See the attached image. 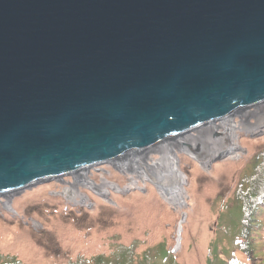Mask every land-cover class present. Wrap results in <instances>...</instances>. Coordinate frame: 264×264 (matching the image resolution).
Masks as SVG:
<instances>
[{
	"label": "water",
	"instance_id": "water-1",
	"mask_svg": "<svg viewBox=\"0 0 264 264\" xmlns=\"http://www.w3.org/2000/svg\"><path fill=\"white\" fill-rule=\"evenodd\" d=\"M263 102L264 0H0V196Z\"/></svg>",
	"mask_w": 264,
	"mask_h": 264
},
{
	"label": "rangeland",
	"instance_id": "rangeland-1",
	"mask_svg": "<svg viewBox=\"0 0 264 264\" xmlns=\"http://www.w3.org/2000/svg\"><path fill=\"white\" fill-rule=\"evenodd\" d=\"M257 114H264V102L215 120L217 131H223L221 123L234 127L230 140L236 146L226 153L196 161L179 149L181 197H163L142 177L131 185L130 177L138 175L133 167L113 162L89 166L77 185L81 203L60 193L74 183L71 173L0 196V264H234L235 257L261 263L264 207L254 212L256 224L246 237L256 259L237 252L235 243L242 218L235 192L240 183L247 187L254 157L264 149V127L246 132L240 122L255 123ZM183 136L195 148L201 141L221 142L208 124L174 139ZM174 139L144 150L151 160L157 156L153 150L172 146ZM92 183L104 184L103 196L90 188Z\"/></svg>",
	"mask_w": 264,
	"mask_h": 264
},
{
	"label": "bare ground",
	"instance_id": "bare-ground-1",
	"mask_svg": "<svg viewBox=\"0 0 264 264\" xmlns=\"http://www.w3.org/2000/svg\"><path fill=\"white\" fill-rule=\"evenodd\" d=\"M244 110H236V111H230L225 113L221 118L225 119L227 118L226 116H232L233 114L240 113ZM221 118L217 120H222ZM255 123H251L249 121H241L240 126L243 131L246 132H251L254 133L260 128L264 127V114H257L255 116ZM215 120L208 122L211 130V135L214 137H220L221 142H215V143H207L205 141L200 142L199 148H195L191 144V140L186 138L185 136L180 137L178 139H174L176 137L168 139L169 141L174 139L172 146L167 145L166 147L162 146V148H157L153 150L157 156L153 157V159L150 160L148 157L149 152H147L144 149H138L135 151H131L128 153H124L121 155H118L117 157L113 158L110 162H113L116 167H124L126 165H131L133 167V171L136 172L138 175L136 178L130 177L131 181L130 184L134 185V183L137 182V179L139 178H144L147 180L150 185H152L160 195L166 198H174V197H181L182 193L180 192L181 185H182V173L178 170L176 166V158L178 155V152L180 150H183L182 153L187 154L189 157L193 158L194 160H199L203 161L204 159H208V157L211 156H218L221 155L222 153H226L232 149L235 148V144L230 140L232 132L234 130V127L231 126V124L228 123H221V128L223 131H217L216 126H215ZM205 125V124H204ZM204 125H200L204 126ZM198 128V127H197ZM167 141V140H165ZM164 141H160L156 143L155 145L151 146H158L163 144ZM149 147V148H151ZM180 149V150H179ZM144 150V151H143ZM148 150V149H147ZM146 151V152H145ZM185 151V152H184ZM190 153V154H189ZM124 157V158H121ZM123 167V168H124ZM88 167H83L80 168L76 171L71 172V174L74 176V183L71 186H64L62 187L61 194H63L66 198L76 202V203H81L84 201V196L78 191L77 185L84 182L85 180L82 179L83 176L85 177L87 172L86 171ZM83 170V171H82ZM132 170V168H131ZM132 171V172H133ZM77 173H81L79 178L77 176ZM70 174V173H69ZM135 176V175H134ZM106 184L108 181L104 179ZM139 183V182H138ZM112 186H115L114 184H110ZM91 189L95 190L98 192V195L103 196L102 194L99 193H104L105 192V187L104 184L97 185V183H92L89 185ZM87 186V189H90ZM90 189V190H91ZM129 189V188H128ZM134 189V186L133 188ZM92 190V191H93ZM94 191V192H95ZM76 197H79L80 200H77ZM5 205L11 207V201L10 200H5ZM181 232V229H178V233ZM179 237L176 240V249L180 246V235L178 234Z\"/></svg>",
	"mask_w": 264,
	"mask_h": 264
},
{
	"label": "trees",
	"instance_id": "trees-1",
	"mask_svg": "<svg viewBox=\"0 0 264 264\" xmlns=\"http://www.w3.org/2000/svg\"><path fill=\"white\" fill-rule=\"evenodd\" d=\"M254 158L253 171L247 181V187L242 188L240 183L235 192V195H237L240 201L242 210V218H240L241 222L239 224V227H241L239 233L240 237L235 239L237 246L236 251L247 255L248 258L252 257L253 260L256 259V253L252 251V244L246 237H248L251 232L250 227L253 226L252 222L256 224L254 212L264 207V149H261ZM258 256L261 257L260 254H258L257 257ZM233 262L234 264H264V259H262L261 263H242L235 257Z\"/></svg>",
	"mask_w": 264,
	"mask_h": 264
}]
</instances>
